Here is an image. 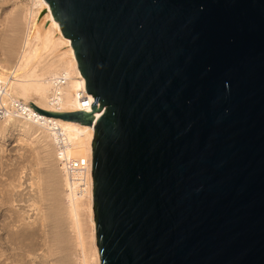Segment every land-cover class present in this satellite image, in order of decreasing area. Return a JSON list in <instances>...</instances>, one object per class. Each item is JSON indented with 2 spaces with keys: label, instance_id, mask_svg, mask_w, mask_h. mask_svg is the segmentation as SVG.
<instances>
[{
  "label": "water",
  "instance_id": "obj_1",
  "mask_svg": "<svg viewBox=\"0 0 264 264\" xmlns=\"http://www.w3.org/2000/svg\"><path fill=\"white\" fill-rule=\"evenodd\" d=\"M48 1L94 102L32 107L104 109L101 264H264V0Z\"/></svg>",
  "mask_w": 264,
  "mask_h": 264
},
{
  "label": "bare ground",
  "instance_id": "obj_2",
  "mask_svg": "<svg viewBox=\"0 0 264 264\" xmlns=\"http://www.w3.org/2000/svg\"><path fill=\"white\" fill-rule=\"evenodd\" d=\"M36 5L38 11L31 10L30 24L27 23L28 30L26 33L22 31L25 33L23 40L18 37L21 32L18 27L24 23L19 25L16 20L21 18L19 16V19L16 18L14 22L18 27H14L15 30L18 29L16 31L18 34H13L16 36L10 38L11 42H8L10 46L4 50V58H0V114L18 113L21 119L14 120L11 127L28 129L26 131L29 132L30 128L38 125L48 131L54 145L53 154L58 167L53 176L62 188L63 202L66 203L67 212L74 221L82 244L87 221L92 224L93 232L97 231L93 208L92 144L95 122L103 115L104 109L97 112L94 124L90 126L61 117L48 116L32 107L33 103L41 109L69 112L89 109L94 102V95L87 91L86 78L79 68L71 38L66 37L62 29L59 30L60 22L55 19H51L49 26L45 27L53 10L48 9V15L45 16L47 13H43L44 17L39 19L43 9L51 8L50 2L36 0ZM22 26L24 29L25 26ZM62 47H66V50L62 51ZM84 99L88 102L83 103ZM82 159L85 163L80 169L70 170V162H81ZM0 192L2 193V188ZM3 202V200L0 202V214L4 207ZM93 239L95 240L94 235ZM84 257V264H89L90 258L87 255ZM92 258L98 264L99 251L96 245Z\"/></svg>",
  "mask_w": 264,
  "mask_h": 264
},
{
  "label": "rangeland",
  "instance_id": "obj_3",
  "mask_svg": "<svg viewBox=\"0 0 264 264\" xmlns=\"http://www.w3.org/2000/svg\"><path fill=\"white\" fill-rule=\"evenodd\" d=\"M35 4L36 0H0V58L18 29V37L24 39L31 10L38 11ZM15 20L19 25L24 23V29ZM16 119H21L17 112L0 114V202L4 201L0 214V264H84L85 255L90 258L89 264H97L92 258L95 245L101 264L97 231L93 232L87 221L81 244L63 202L62 188L53 176L58 167L48 131L38 125H32L29 132L11 127Z\"/></svg>",
  "mask_w": 264,
  "mask_h": 264
},
{
  "label": "built area",
  "instance_id": "obj_4",
  "mask_svg": "<svg viewBox=\"0 0 264 264\" xmlns=\"http://www.w3.org/2000/svg\"><path fill=\"white\" fill-rule=\"evenodd\" d=\"M88 100L87 99H84L83 100V103H87ZM85 163V161L82 159L81 162H78V161H75V162H70V165H69V168L70 170H77V169H80L81 166Z\"/></svg>",
  "mask_w": 264,
  "mask_h": 264
}]
</instances>
